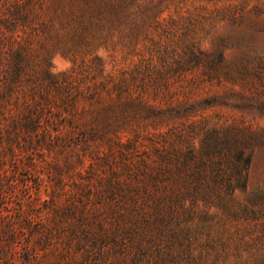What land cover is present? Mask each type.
Masks as SVG:
<instances>
[{"label":"trees","instance_id":"16d2710c","mask_svg":"<svg viewBox=\"0 0 264 264\" xmlns=\"http://www.w3.org/2000/svg\"><path fill=\"white\" fill-rule=\"evenodd\" d=\"M257 1L0 0V264H264V199L238 198L262 139L205 115L246 96L201 97L246 67L192 37Z\"/></svg>","mask_w":264,"mask_h":264},{"label":"rangeland","instance_id":"374dc122","mask_svg":"<svg viewBox=\"0 0 264 264\" xmlns=\"http://www.w3.org/2000/svg\"><path fill=\"white\" fill-rule=\"evenodd\" d=\"M253 5H258L263 13L257 18L251 13L245 14L240 25L221 19L225 14L223 8H228V4L206 6L205 12H202L204 20L192 30V37L202 51L220 50L227 65L241 63L246 67L244 81L234 85L226 83L221 86L214 83L205 86L201 97L211 95L215 97L228 89L241 91L246 96L244 110L237 111L226 106H218L214 102V107L207 109L205 115L214 116V124L218 119L225 124L231 120H239L259 132L262 140L255 150L249 169L248 193L238 195L240 200L247 197L250 201L264 199V0L252 2L250 7ZM100 55L107 72L117 71L131 63L130 57H107L103 53ZM50 65L53 72L59 73L69 70L72 63L64 57L54 55ZM8 203L5 202V207L9 206ZM0 208L4 216L6 213L3 209L6 208L2 206ZM261 225L263 224L259 221L242 227L250 230L251 238L254 239L261 236ZM216 227L214 222L213 229L215 230ZM214 264H216L215 259Z\"/></svg>","mask_w":264,"mask_h":264}]
</instances>
